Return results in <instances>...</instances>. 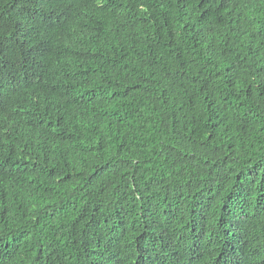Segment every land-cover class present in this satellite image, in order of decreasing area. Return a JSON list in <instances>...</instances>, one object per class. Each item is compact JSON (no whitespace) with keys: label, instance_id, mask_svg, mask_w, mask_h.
I'll return each mask as SVG.
<instances>
[{"label":"trees","instance_id":"1","mask_svg":"<svg viewBox=\"0 0 264 264\" xmlns=\"http://www.w3.org/2000/svg\"><path fill=\"white\" fill-rule=\"evenodd\" d=\"M0 264H264V0H0Z\"/></svg>","mask_w":264,"mask_h":264}]
</instances>
